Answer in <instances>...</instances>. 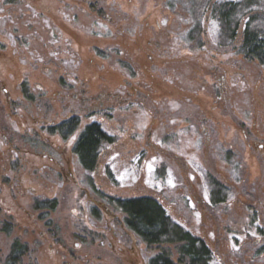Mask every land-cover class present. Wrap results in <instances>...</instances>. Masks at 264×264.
<instances>
[{
	"label": "rangeland",
	"instance_id": "rangeland-1",
	"mask_svg": "<svg viewBox=\"0 0 264 264\" xmlns=\"http://www.w3.org/2000/svg\"><path fill=\"white\" fill-rule=\"evenodd\" d=\"M37 1L0 0V221L13 225L0 264L16 239L30 247L22 264H148L158 252L99 191L157 198L214 264H264V67L218 47L207 24L190 39L182 0ZM83 89L119 99L89 115ZM74 114L76 134L51 132ZM95 122L116 141L88 172L73 148ZM205 174L226 202L212 205Z\"/></svg>",
	"mask_w": 264,
	"mask_h": 264
},
{
	"label": "trees",
	"instance_id": "trees-1",
	"mask_svg": "<svg viewBox=\"0 0 264 264\" xmlns=\"http://www.w3.org/2000/svg\"><path fill=\"white\" fill-rule=\"evenodd\" d=\"M182 3L193 22L188 36L190 39L199 40L207 24L218 47L238 46L239 53L246 59L257 61L264 67V0H182ZM24 89L32 100L26 87ZM80 128V117H71L52 127L51 132L68 139ZM115 141L116 138L99 123H93L80 132L73 150L81 165L92 172L96 170L104 146ZM205 183L212 205L219 206L226 202L230 192L228 186L209 174H205ZM98 195L109 208L114 209V213L124 216L123 223L127 230L145 244L148 251L158 252L149 259L148 264H214L215 255L209 243L178 223L157 198H123L100 191ZM57 206V200H37L35 209L50 212L55 211ZM49 212L41 217H47ZM93 215L100 217L97 208L93 209ZM12 226L9 222L0 221V232L11 233ZM29 251L27 243L14 240L6 264H22Z\"/></svg>",
	"mask_w": 264,
	"mask_h": 264
},
{
	"label": "flooded vegetation",
	"instance_id": "flooded-vegetation-1",
	"mask_svg": "<svg viewBox=\"0 0 264 264\" xmlns=\"http://www.w3.org/2000/svg\"><path fill=\"white\" fill-rule=\"evenodd\" d=\"M99 1L100 0H97V2L96 3H99ZM40 1L38 0L37 2H36V4L37 3H39ZM41 8H44V7H42V6H40ZM133 45V44H132ZM132 45H129V44H127L126 46L127 47H130L132 50H133V48H134V46H132ZM131 49H129V50H131ZM131 50V51H132ZM134 52V51H133ZM136 52V51H135ZM114 53H118V49H116V48H114ZM140 54H139V52H138V54H137V56H139ZM142 55H143V57H144V55L145 54H143L142 53ZM147 57L148 58H151L152 56H150L149 54L147 55ZM25 85V84H24ZM81 94H83V97L81 98V100H82V103H83V105H84V109H83V111H86L89 115L91 114H94V113H96V112H102L101 110H105L108 106L106 105V103H109V101L112 99V98H114V102H115V100H118L119 99V94H116L115 96H111V95H102V94H98L97 96H93V97H85L84 95H86V90H82L81 91ZM73 98L74 99H80L79 97H78V94H75L74 96H73ZM116 106L117 105H114V109L116 108ZM111 109H112V107H111ZM74 113H75V111H74ZM73 117H80V116H78V114H74L73 115ZM96 123V122H95ZM93 124V123H92ZM56 125V124H55ZM54 124L53 125H51V126H49V128L51 127H54L55 126Z\"/></svg>",
	"mask_w": 264,
	"mask_h": 264
}]
</instances>
